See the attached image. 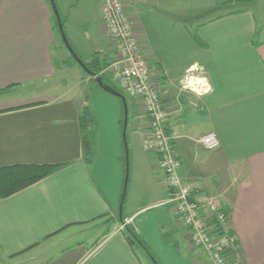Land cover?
Listing matches in <instances>:
<instances>
[{"label":"crops","instance_id":"crops-1","mask_svg":"<svg viewBox=\"0 0 264 264\" xmlns=\"http://www.w3.org/2000/svg\"><path fill=\"white\" fill-rule=\"evenodd\" d=\"M121 1L163 96L183 183L195 200L216 197L230 213L237 241L228 264H264V45H252L256 22L250 7L260 2L264 14V0ZM103 3L77 21L80 11L74 13L72 21L76 5L64 32L82 61L99 55L114 83L107 72L117 53L100 19ZM53 18L49 0H0V167L64 164L0 199L1 264H142L135 248L152 264L127 242L125 225L158 264H210L207 252L188 241L182 221L163 204L164 177L142 147L148 118L130 95L129 203L119 216L122 103L69 67ZM183 80L190 82L186 89ZM36 85L40 92L31 89ZM84 100L94 117L90 164L82 159L78 126ZM211 132L219 146L205 150L197 141Z\"/></svg>","mask_w":264,"mask_h":264},{"label":"built area","instance_id":"built-area-1","mask_svg":"<svg viewBox=\"0 0 264 264\" xmlns=\"http://www.w3.org/2000/svg\"><path fill=\"white\" fill-rule=\"evenodd\" d=\"M99 14L117 53L110 70L111 79L118 82L125 95L134 96L141 103L148 118V131L142 147L154 155L156 167L164 177L167 197L163 204L182 221L188 241L207 252L210 264H228V254L237 241L230 213L216 197L195 200L191 197L190 187L183 183L179 175L180 161L175 156L172 138L165 127L163 96L151 79L148 63L126 18L122 1L104 0ZM182 83L184 89L190 85L186 80ZM197 143L205 150L219 146V140L212 132L201 136Z\"/></svg>","mask_w":264,"mask_h":264},{"label":"trees","instance_id":"trees-1","mask_svg":"<svg viewBox=\"0 0 264 264\" xmlns=\"http://www.w3.org/2000/svg\"><path fill=\"white\" fill-rule=\"evenodd\" d=\"M252 1L254 0H225L223 4H227L230 2L250 3ZM61 22L63 24V29H64V19L63 18H61ZM254 36L252 38V45L254 46L264 45L263 41H260V40L255 41ZM193 39L194 41H196V43L199 46L204 47V44L200 42L197 39V37L193 36ZM84 63H85L86 68L94 74L93 76L99 77L101 79L103 86H108L120 92L125 97V94L120 88H116L113 82H110L107 80L108 76L105 75L104 73L106 65L100 61L98 54L94 53L91 56V59L88 62H84ZM107 74H109V72H107ZM85 75L89 78V80L91 81L92 84H94L95 87H97L98 89H101L102 91H104L105 93L109 95H112L108 91L104 90L100 85L95 83L93 76H89L86 73ZM85 102L86 100H84V105H82L80 114L78 116V126H79V131H80V146H81L82 159L84 163L90 164L95 159V154H94L95 132L93 130L94 117L88 105H86L87 102L86 103ZM122 119H123V116H122ZM121 123H123L122 120H121ZM122 140H123V144L125 145V142H126L125 136L124 138H122ZM125 151L126 149L124 148V153L121 159V162L124 166V177L128 172V167L127 165H125ZM63 166L64 164H59V165L18 164V165L0 167V199L8 198L9 196L29 187L30 185L55 173L57 170H59ZM123 201L124 200H122V204H123ZM120 220L121 222H123L122 214H121ZM123 234L127 242L130 245L137 246L138 248H140L149 258V260H151L152 264H158V262L154 259L151 252L148 250V247L144 244L143 240L135 233V231L131 227H129L128 225H125ZM163 240L165 243H168L165 235L163 236Z\"/></svg>","mask_w":264,"mask_h":264},{"label":"rangeland","instance_id":"rangeland-1","mask_svg":"<svg viewBox=\"0 0 264 264\" xmlns=\"http://www.w3.org/2000/svg\"><path fill=\"white\" fill-rule=\"evenodd\" d=\"M254 1H256V0H254ZM254 1H252V2H254ZM54 2L56 4V6H57L60 18H64L65 21L67 20V18L69 16V11L72 10L73 8H75L76 5H77L78 8L76 10H74V12L71 13V15H72L71 16V20L73 21V14L78 12V11H80L78 16L74 17L75 21H77L81 17V15H83V16L92 15L93 11H95V8L101 2V0H54ZM252 2H250V3H252ZM242 6L243 5H237L236 7L243 8L244 6L243 7ZM250 7H251V11L253 13V16L255 18L254 21L256 22V33H255V36H254V40L255 41H259L264 36V33H261V34L259 33V30L260 31H264V14L262 13L263 4H261L259 2L258 4H251ZM52 21H53V28L56 31V35H57L58 41L60 43L59 45L61 46V50H63L64 53H67L66 52L67 50L64 48V46H63V44L61 42V39L59 37V33H58V30H57V26H56V21H55L54 18H53ZM185 23L188 24V22H185ZM260 36H261V39H260ZM262 41L264 42V39H262ZM67 61H68V65H70L69 67H74L75 70L77 69L79 75L85 74L83 72L82 68L80 66H78V64L73 62L74 60L69 54H67ZM69 72L72 73V77L76 76L75 74H73L72 71H69ZM109 74H111L110 70H109ZM150 76H151V79L153 80V78H152L153 76H152L151 72H150ZM68 79L69 78H66L67 81H68ZM69 85H70V83H68V86ZM114 85L116 86V88H120L119 85H118V82H114ZM37 87H38V85H36L35 87H33L31 89L34 92L35 91L40 92L41 90L37 89ZM43 89H44V87H43ZM24 91H26V90H24ZM129 133H131V129L127 127L126 131H125V136L127 137V134H129ZM126 142H127V149L129 150L128 140ZM128 159H129V153H128ZM129 172H130V170H129ZM129 179L130 178H129L128 172H127V186H126V191H125V195H124L125 198H123V200H124L123 201V206L125 205L126 201H127V203H129V182H130ZM167 241L169 243V239H167ZM135 251L137 252V254L140 257V259L142 260V264H147L148 262L141 257L142 252L139 249H137V248H135ZM0 264H1V262H0Z\"/></svg>","mask_w":264,"mask_h":264},{"label":"water","instance_id":"water-1","mask_svg":"<svg viewBox=\"0 0 264 264\" xmlns=\"http://www.w3.org/2000/svg\"><path fill=\"white\" fill-rule=\"evenodd\" d=\"M49 4H50V8L52 10V13L54 15L55 21H56L57 30H58L59 37L61 39L63 46L68 51L69 55L73 58V60L82 68L84 73H86L89 76H93L94 74L86 68L85 63L77 56L74 49L69 44L68 39H67L66 34L64 32V29H63V24L61 22V18H60L57 6H56L54 0H49ZM93 77H94L95 83H97L104 90L108 91L109 93H111L112 95H114L115 97H117L121 100L122 106H123L122 137L124 138L125 130H126V123H127V104H126L125 97L120 92H118V91H116V90H114L108 86H103L102 81L99 77H96V76H93ZM124 148L126 149V151H125V165H127V167H128V155H127L126 142H125ZM126 186H127V174L124 177V182H123V186H122V197H121L119 208H118L119 216H120V212L122 209V200H123L124 195H125Z\"/></svg>","mask_w":264,"mask_h":264},{"label":"bare ground","instance_id":"bare-ground-1","mask_svg":"<svg viewBox=\"0 0 264 264\" xmlns=\"http://www.w3.org/2000/svg\"><path fill=\"white\" fill-rule=\"evenodd\" d=\"M193 83V82H192Z\"/></svg>","mask_w":264,"mask_h":264}]
</instances>
